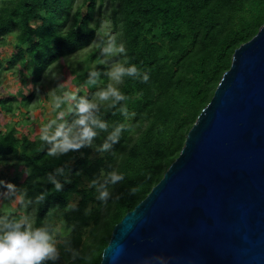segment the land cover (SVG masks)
<instances>
[{
  "label": "trees",
  "instance_id": "16d2710c",
  "mask_svg": "<svg viewBox=\"0 0 264 264\" xmlns=\"http://www.w3.org/2000/svg\"><path fill=\"white\" fill-rule=\"evenodd\" d=\"M111 20L121 33L130 63L149 72L150 80L126 78L121 90L128 95L127 106L136 116L130 122L115 153L107 158H92L91 148L70 153L59 159L46 158L35 151L38 139L22 137L12 128L3 132L0 125V159H20L33 169L30 177L17 174L3 177L17 185H27L35 195L43 187L46 176L64 160L71 159L72 183L62 193L50 195L41 215L48 207L66 203L69 192L79 193L81 208L93 198L80 187L83 177L91 178L108 162L117 164L127 182L114 190L119 196L105 211L95 212L90 221L81 213L71 219L93 223L99 230L97 264H101L103 248L111 239L114 227L143 201L178 158L186 137L203 109L211 102L224 73L232 64L235 51L250 41L264 25V0H110ZM99 0H0V51L5 39H15V51L9 69L16 78L24 76L28 61L33 65V82L40 88L43 73L54 60L61 61L86 48L94 39L90 23L98 26L102 14L97 13ZM86 7L84 14L82 8ZM96 13L98 14L96 18ZM25 45H29L27 49ZM99 55L94 50L86 66L73 70V83H84L90 62ZM106 77L102 78V83ZM88 87V86H87ZM90 94L95 87H88ZM70 92V91H69ZM77 95H83L76 92ZM34 94L21 96L20 104L30 102ZM17 98L0 96V108L13 113ZM110 121H121L117 113L106 114ZM99 143V140H97ZM34 181V183H33ZM129 186H137L130 195ZM79 243V241H77Z\"/></svg>",
  "mask_w": 264,
  "mask_h": 264
},
{
  "label": "water",
  "instance_id": "95a60500",
  "mask_svg": "<svg viewBox=\"0 0 264 264\" xmlns=\"http://www.w3.org/2000/svg\"><path fill=\"white\" fill-rule=\"evenodd\" d=\"M135 208L120 264L155 254L264 264V25L235 51L180 155Z\"/></svg>",
  "mask_w": 264,
  "mask_h": 264
},
{
  "label": "clouds",
  "instance_id": "9594fccd",
  "mask_svg": "<svg viewBox=\"0 0 264 264\" xmlns=\"http://www.w3.org/2000/svg\"><path fill=\"white\" fill-rule=\"evenodd\" d=\"M109 3L110 0H102L98 4L103 9L98 26L89 24L95 34L90 46L97 50L103 68L90 67L84 83L95 90L77 95L69 91L58 92L55 87L47 93L54 116L39 128V143L35 150L44 151L46 158L59 159L78 152L83 155L80 152L83 148H91L100 157L107 158L114 155V146L132 127L130 122L136 113L128 109L129 97L121 90V85L126 78L148 83L150 75L136 63L129 62L121 33L115 30L110 18ZM59 63V60L52 61L43 75L58 78ZM105 77L106 82L102 83ZM35 87L39 92V84ZM108 113L113 116L119 113L123 119L110 121L105 118ZM71 159L64 160L49 172L45 183L52 187H43L34 196L29 194L27 185L0 178V264H97L98 228L91 222L85 224L71 217L74 213H81L90 221L95 212L105 211L119 199L114 190L126 184L127 178L117 164L108 162L107 167H100L91 178L83 177L80 187L93 198L83 208V197L77 192H69L64 205L48 207L41 215L48 197L62 193L65 185L72 183L73 175H81L80 171L73 174ZM11 163L0 159V169ZM21 172L30 177L33 169L24 164ZM128 192L137 195L138 187L129 186ZM134 214L135 211L129 212L116 224L119 232L112 233V239L103 248L102 264H120L125 254L120 241L132 229L129 217ZM243 239L247 240V235ZM141 264H171V257L155 254L142 258Z\"/></svg>",
  "mask_w": 264,
  "mask_h": 264
},
{
  "label": "rangeland",
  "instance_id": "374dc122",
  "mask_svg": "<svg viewBox=\"0 0 264 264\" xmlns=\"http://www.w3.org/2000/svg\"><path fill=\"white\" fill-rule=\"evenodd\" d=\"M83 0H78V3H82ZM102 0H99L98 4H101ZM109 8L112 11L111 1ZM83 13H86V7L82 8ZM99 11L102 14L103 9L97 6V13ZM96 13V18L98 14ZM29 45H25L27 49ZM95 49L90 45L86 48L76 52L75 54L62 59L58 64L57 72L58 78L51 79L43 77L40 88L43 89L46 94L37 92L35 83L33 82V65L28 61L26 65V72L24 76L16 78V70L12 71L9 69V62L15 51V39L12 36H8L5 39V45L3 50L0 51V96H13L18 99L19 105L15 103V110L13 113H5L0 108V125L3 132L9 129L15 128L16 134L22 137H29L38 139V130L47 120L54 116L50 108V99L47 95L48 91L52 88L57 87L58 92L70 91V92H81L83 95L89 93V89L83 83H73V70L78 66H86L89 61V56ZM92 67H97L98 61H92L89 63ZM34 94V98L28 102L20 104L21 96L28 98ZM93 151V150H92ZM20 157H23V151H20ZM92 158H97L99 155L93 151L91 154ZM9 158L5 161H12L13 163L7 165L3 169H0V178L12 176L17 174L21 177L24 175L21 172L22 159Z\"/></svg>",
  "mask_w": 264,
  "mask_h": 264
}]
</instances>
